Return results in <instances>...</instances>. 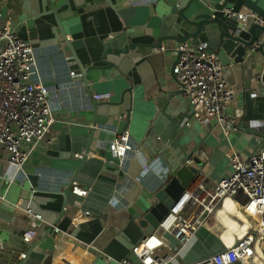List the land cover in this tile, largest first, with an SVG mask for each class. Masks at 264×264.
I'll return each mask as SVG.
<instances>
[{"label": "crops", "instance_id": "crops-1", "mask_svg": "<svg viewBox=\"0 0 264 264\" xmlns=\"http://www.w3.org/2000/svg\"><path fill=\"white\" fill-rule=\"evenodd\" d=\"M151 1L5 2L4 21H10L23 39L40 48L32 82L63 86L71 81L70 71H76L84 87L52 94L49 101L55 121L47 139L23 170L12 165L0 148V168L12 180L8 188L0 181V193L6 190V198L0 200V264H49L54 250L47 225L29 246L26 244L24 235L30 221L17 204L41 213L46 224L59 225L80 206L90 212L88 221L69 228V235L81 247L68 255L62 252L57 264H119L129 256L132 248L147 237L139 220L157 204V194L173 176L164 157L153 159L143 147L155 120L170 123L169 116L184 118L180 136L184 135L182 142L188 152L197 149L188 164L198 172L196 181L170 214L197 217L203 222L185 245L166 234L157 255H175L169 264H197L234 246L250 230L252 218L245 209L248 199L243 194L212 202V214L205 215L204 205L211 201L219 182L232 174V155L239 153L248 158L262 147V139L241 129L240 124L245 116L246 96L254 92V80L258 81L259 95H264V62L259 58L256 67L233 62L225 65L227 80L241 99L238 125L230 135L211 122H195L172 73L181 43L165 38L169 32L166 27L174 23L173 4L184 7L189 0ZM219 1L223 0H213ZM259 3L264 8V0ZM228 6L227 12L249 11L242 0H230ZM208 7L209 0L195 3L190 16L206 13ZM226 11L223 15L228 17ZM231 19L240 23L235 17ZM61 29L66 36L73 35V40L65 45L58 44ZM83 69L88 70V84ZM126 90H131L132 96L127 129L141 155L128 157L122 163L107 158L113 133L125 129L128 120H112L103 115L97 116L95 139L87 155L97 103L92 102L90 95L108 93L109 100L118 101ZM72 185L88 189L89 196H75ZM202 196H206L205 204L200 203Z\"/></svg>", "mask_w": 264, "mask_h": 264}, {"label": "built area", "instance_id": "built-area-1", "mask_svg": "<svg viewBox=\"0 0 264 264\" xmlns=\"http://www.w3.org/2000/svg\"><path fill=\"white\" fill-rule=\"evenodd\" d=\"M6 1L0 0V148L8 154L9 162L21 171L47 139L55 121L49 101L52 94L82 89L84 85L81 75L76 71H70L71 81L63 86L54 82H32L36 53L40 48L23 39L10 21H4ZM155 1L159 0L151 2ZM226 15L230 19L235 17L241 24L259 25L263 28L251 51L262 49L264 54V20L251 11H226ZM72 40L73 35L61 36L58 44L65 45ZM179 51L180 56L172 68V73L193 115L192 120L199 124L211 122L219 125L226 136L230 135L238 125L241 99L227 80L221 54L207 44L197 45L191 41L182 43ZM246 65L255 66L251 61L246 62ZM253 90L252 97L256 98L259 95L257 80H254ZM110 98L108 93L90 95L92 102ZM192 120L187 123L188 126ZM261 139L262 147L257 148L248 158L239 153L232 155V174L219 182L216 191L210 196L211 201L204 205L205 215L212 214L215 209L212 202L219 203L243 194L248 199L245 209L252 218L250 230L234 246L197 264H264V139ZM135 155L139 158L141 149L133 141L130 130L125 128L115 131L107 147V158L122 163L124 159ZM144 167L148 168V165L145 164ZM0 181L6 184V188L12 183L1 168ZM71 190L79 198L89 196L88 189L81 186L72 185ZM5 198L4 189L0 193V200ZM205 200L206 196H202L200 203L205 204ZM17 208L30 221V228L24 235L28 246L38 237L41 228L46 225L49 227L54 244L49 264H57L62 258V252L68 255L72 250L81 247L59 225L46 224L41 213L32 208H22L21 204H17ZM90 217V212L80 206L70 216L71 226L88 221ZM168 220L170 223L167 225ZM202 222L197 217L185 218L180 213L168 215L159 230L137 243L131 254L119 264H169L175 255H157L162 238L168 234L181 245H185L198 232ZM153 238H156L158 244L150 246ZM86 247L89 249V245ZM22 257L26 258V254Z\"/></svg>", "mask_w": 264, "mask_h": 264}, {"label": "water", "instance_id": "water-1", "mask_svg": "<svg viewBox=\"0 0 264 264\" xmlns=\"http://www.w3.org/2000/svg\"><path fill=\"white\" fill-rule=\"evenodd\" d=\"M106 1H111L113 4L116 3V0ZM203 1L189 0L184 7L177 3L173 4L171 19L174 23H172L171 27H166L169 32L165 35V38L173 39L181 44L186 41H193L197 45L207 44L211 49L222 55L221 60L224 66L229 65L231 62L237 64L248 61L257 66L259 58L264 62L262 49L251 51L263 28L259 25H251L247 29V25L235 23L232 19L224 16L223 13L229 7L230 0H223L217 3L209 0L211 7H208V12L190 16V12L195 10L193 8L194 4ZM242 1L246 9L264 20V8L260 5L259 0ZM61 33L63 37L66 36L62 29ZM75 57L78 59L76 54ZM87 71L83 69L86 84H88L87 77H85ZM261 82L264 85V70ZM97 103L94 104V129L90 137L87 155L91 151V146L95 139L98 115H103L112 120L126 117L128 124H126L125 128H128L131 120V90H126L118 101H112L111 99ZM157 120H155L153 130L143 142V147L153 159L159 156L164 157L172 168L173 176L171 181L157 194V204L138 222L147 236H152L159 230L169 212L183 200V196L198 176L197 169L188 164L195 157L197 149L188 152L182 142L184 135L180 136L184 118L177 120V118L169 116L170 123H160ZM240 128L264 139V95L261 94L253 98L249 93L246 96V111ZM86 159L87 156L83 159L82 166ZM63 216L64 212L61 213L60 219ZM70 226L71 218L70 216H65L59 227L64 232H69Z\"/></svg>", "mask_w": 264, "mask_h": 264}, {"label": "bare ground", "instance_id": "bare-ground-1", "mask_svg": "<svg viewBox=\"0 0 264 264\" xmlns=\"http://www.w3.org/2000/svg\"><path fill=\"white\" fill-rule=\"evenodd\" d=\"M170 220H168L167 222V225L170 223L169 222ZM156 244H158V241L156 240V238H153L152 240H151V242H150V246H155Z\"/></svg>", "mask_w": 264, "mask_h": 264}]
</instances>
